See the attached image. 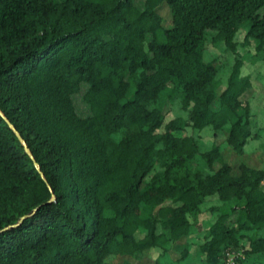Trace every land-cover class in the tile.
<instances>
[{
	"label": "trees",
	"instance_id": "obj_1",
	"mask_svg": "<svg viewBox=\"0 0 264 264\" xmlns=\"http://www.w3.org/2000/svg\"><path fill=\"white\" fill-rule=\"evenodd\" d=\"M252 40L264 62V0H0V264L264 259V164L222 154L257 136Z\"/></svg>",
	"mask_w": 264,
	"mask_h": 264
},
{
	"label": "rangeland",
	"instance_id": "obj_2",
	"mask_svg": "<svg viewBox=\"0 0 264 264\" xmlns=\"http://www.w3.org/2000/svg\"><path fill=\"white\" fill-rule=\"evenodd\" d=\"M158 12L162 17V25L164 27H170L172 23L169 7L164 3L158 8ZM239 53L240 58L243 60L241 75L249 74L251 76L252 83L251 88L246 90L241 98H250L251 112L253 113L256 121L254 131L257 133V136L246 144L244 156H246L245 158L249 159L253 165L262 167L264 164V62L261 61V59L255 58L256 55H254L255 49L253 40L247 48L240 46ZM210 54L217 55L218 50L209 47L208 53L206 51L205 59H208ZM234 56L235 55H229L227 58L222 60V62H216V65L219 67L217 78L221 83L219 90H222L226 86L227 78L234 64ZM184 133L194 135L201 150H207L214 144V141L217 140V142H222L224 139V134H221L218 139H214L211 135L212 130L209 127L204 128L201 131L189 127ZM222 154L225 156L224 159L229 161L231 164L236 165L238 162L243 161L241 155H237L229 147L223 150ZM191 241L192 245L190 247L189 254L181 259V263L183 264H199L202 258V254L200 253L198 246L200 239L194 238ZM182 242H184V239L180 241V243ZM170 256L176 258L180 256V253L172 249ZM125 258L127 257L117 256L112 261L117 262ZM154 258V254H145L139 260L131 258L128 259L134 264H150L153 262ZM256 264H264V259L257 260Z\"/></svg>",
	"mask_w": 264,
	"mask_h": 264
},
{
	"label": "water",
	"instance_id": "obj_3",
	"mask_svg": "<svg viewBox=\"0 0 264 264\" xmlns=\"http://www.w3.org/2000/svg\"><path fill=\"white\" fill-rule=\"evenodd\" d=\"M5 120L8 122V124L10 125V127L14 130V132L16 133V135H17L18 139L20 140V142L24 145L26 153L31 157V159L35 163L36 167L38 168L40 174L43 176V172L39 169V165L36 162L35 158L32 156L29 147L25 144V140L22 138V136L20 135V133L15 129V127L10 123V121L8 119H6V118H5ZM47 184H48V186H50L49 183H47ZM53 197H54V195H53Z\"/></svg>",
	"mask_w": 264,
	"mask_h": 264
},
{
	"label": "built area",
	"instance_id": "obj_4",
	"mask_svg": "<svg viewBox=\"0 0 264 264\" xmlns=\"http://www.w3.org/2000/svg\"><path fill=\"white\" fill-rule=\"evenodd\" d=\"M239 256L242 257V255L239 252H237V253H235V252H227V254H226V264H234L235 259L237 257H239Z\"/></svg>",
	"mask_w": 264,
	"mask_h": 264
},
{
	"label": "crops",
	"instance_id": "obj_5",
	"mask_svg": "<svg viewBox=\"0 0 264 264\" xmlns=\"http://www.w3.org/2000/svg\"><path fill=\"white\" fill-rule=\"evenodd\" d=\"M249 100H250V98H248ZM217 143H221V142H217ZM225 149H227V147H225L223 150H225ZM223 152V151H222ZM225 157V156H224ZM241 157H242V160H243V162L245 163V164H247L248 166H251V167H255V168H260L261 166H257V165H253L250 161H249V159H246L245 157L246 156H244V154L243 155H241ZM229 164H231L229 161H227ZM231 165H234V164H231ZM233 174H236V172L235 171H233Z\"/></svg>",
	"mask_w": 264,
	"mask_h": 264
}]
</instances>
